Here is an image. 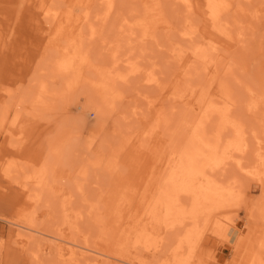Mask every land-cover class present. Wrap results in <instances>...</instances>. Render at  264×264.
I'll list each match as a JSON object with an SVG mask.
<instances>
[{"label": "rangeland", "instance_id": "rangeland-1", "mask_svg": "<svg viewBox=\"0 0 264 264\" xmlns=\"http://www.w3.org/2000/svg\"><path fill=\"white\" fill-rule=\"evenodd\" d=\"M178 2L0 0V264H264V0Z\"/></svg>", "mask_w": 264, "mask_h": 264}, {"label": "bare ground", "instance_id": "bare-ground-1", "mask_svg": "<svg viewBox=\"0 0 264 264\" xmlns=\"http://www.w3.org/2000/svg\"><path fill=\"white\" fill-rule=\"evenodd\" d=\"M179 1V2H178ZM177 4H179L180 5V3L183 5V4H185V6H189V7H191L190 5V0H177ZM187 4V5H186ZM110 8V7H109ZM188 8V7H187ZM257 11V10H256ZM201 47V46H200ZM217 49H219L218 47L217 48H212V50H211V52H210V54H209V56L205 59L206 60V65H205V67H204V72H205V74L207 75V79H206V81H207V83L209 84V81H210V83H212L211 81H213L214 79V73L215 72H217V66H218V63H219V61H218V58L220 57V58H223V55H221V53H220V51L218 52L217 51ZM198 53V52H197ZM199 55V54H198ZM114 56V55H113ZM202 56V55H201ZM203 57H205V55L203 56ZM202 58V57H201ZM235 59V58H234ZM204 60V61H205ZM228 64V63H227ZM225 66V65H224ZM229 68V67H228ZM227 69V68H226ZM231 69V68H230ZM194 70V69H193ZM216 70V71H215ZM197 71V70H196ZM198 72V71H197ZM190 73H191V71H190ZM216 75V74H215ZM251 91V90H250ZM46 92V89H45V87L44 86H40V93H42V94H44ZM253 92H254V90H253ZM255 93V92H254ZM264 96V95H263ZM99 106H97L96 108H95V110L97 111V113H96V116H95V120H94V122L97 124V125H99V126H101V120L103 119L102 118V111L100 112V110H99ZM200 109V108H199ZM192 113V111L189 113V114H191ZM194 113V112H193ZM192 113V114H193ZM187 115V114H186ZM197 115H199V114H196V116H194L195 117V120L196 119H198V117H197ZM205 119V118H204ZM208 119V118H207ZM206 120V119H205ZM223 124V123H222ZM223 126V125H222ZM201 129H203L202 128V126L200 127ZM179 129V128H178ZM180 131V130H179ZM184 130H182V132H183ZM179 133V132H178ZM185 133V132H184ZM198 133V132H197ZM177 133H175V135H176ZM200 134V133H199ZM178 135V134H177ZM176 135V136H177ZM180 135H183V133H181V131H180ZM180 135H178V137L180 136ZM184 136H186V135H184ZM200 136V135H199ZM183 137V136H182ZM179 141V140H178ZM258 141V140H257ZM179 144H180V141H179ZM179 146V145H178ZM186 146H187V144H186ZM200 146V145H199ZM188 147V146H187ZM179 149V148H178ZM176 153H177V151H176ZM173 155V154H172ZM174 157V156H173ZM172 161V160H171ZM170 161V162H171ZM254 167V166H253ZM94 251L95 250H93L92 248H90V247H83L79 252H78V254H81L82 256H84V255H87V256H91L89 253H94Z\"/></svg>", "mask_w": 264, "mask_h": 264}]
</instances>
